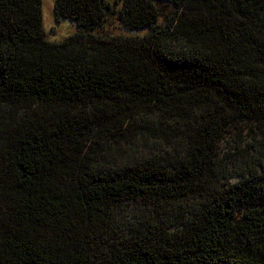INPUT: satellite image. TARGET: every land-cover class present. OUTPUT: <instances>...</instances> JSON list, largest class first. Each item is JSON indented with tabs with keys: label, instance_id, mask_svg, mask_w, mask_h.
<instances>
[{
	"label": "trees",
	"instance_id": "obj_1",
	"mask_svg": "<svg viewBox=\"0 0 264 264\" xmlns=\"http://www.w3.org/2000/svg\"><path fill=\"white\" fill-rule=\"evenodd\" d=\"M53 16L56 42L41 0H0V264H264V0Z\"/></svg>",
	"mask_w": 264,
	"mask_h": 264
},
{
	"label": "rangeland",
	"instance_id": "obj_2",
	"mask_svg": "<svg viewBox=\"0 0 264 264\" xmlns=\"http://www.w3.org/2000/svg\"><path fill=\"white\" fill-rule=\"evenodd\" d=\"M41 24H42V28L45 33L46 39L50 42L60 41L63 38L69 36L74 30L71 22H69L66 19H61L58 22L54 21L53 0H41ZM250 125H251L250 123H246V124L239 123L238 125H231L229 128L226 129V132L222 135V138L220 142L218 143V147L216 150L219 158H223V160L225 161L228 159H231L229 157L233 158L232 150L230 149V146L240 141L246 142L248 140V138L251 136ZM251 154L253 155L257 154L259 156V158H254V160L261 159L263 171H264V151L261 153L260 151L255 149L253 150ZM234 160H239V159L234 158ZM234 160H232L233 163H234ZM235 166H239L240 168H243L244 164H243L242 159L239 161H235L233 165L229 164L228 172L232 170L239 171V169H236ZM230 174H231V176L229 177L230 182H235L237 180H240L241 178V176L237 177L236 175H234V172H231ZM243 176L246 177L245 173H243ZM243 181H244V178H243ZM252 241H253V238H252Z\"/></svg>",
	"mask_w": 264,
	"mask_h": 264
}]
</instances>
